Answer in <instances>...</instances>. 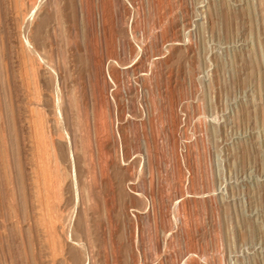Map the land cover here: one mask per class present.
<instances>
[{
	"label": "rangeland",
	"instance_id": "1",
	"mask_svg": "<svg viewBox=\"0 0 264 264\" xmlns=\"http://www.w3.org/2000/svg\"><path fill=\"white\" fill-rule=\"evenodd\" d=\"M0 264H264V0H0Z\"/></svg>",
	"mask_w": 264,
	"mask_h": 264
}]
</instances>
